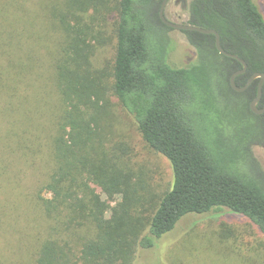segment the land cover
Returning a JSON list of instances; mask_svg holds the SVG:
<instances>
[{
  "label": "trees",
  "instance_id": "trees-1",
  "mask_svg": "<svg viewBox=\"0 0 264 264\" xmlns=\"http://www.w3.org/2000/svg\"><path fill=\"white\" fill-rule=\"evenodd\" d=\"M160 6L0 0V228H24L35 264H133L186 216L221 209L264 235V169L253 151L264 116L250 107L257 84L232 88L242 65L219 52L213 34L183 31L195 60L171 63L175 43ZM188 23L217 30L223 48L247 62L237 86L264 73V16L254 0H191ZM109 24L110 67L94 65ZM112 98L171 165L170 188L156 199L142 194L125 137L108 127ZM93 184L123 196L117 216H102L110 205ZM228 240L226 260L246 248L255 257L246 264H264L243 232L225 231L220 242Z\"/></svg>",
  "mask_w": 264,
  "mask_h": 264
},
{
  "label": "rangeland",
  "instance_id": "rangeland-1",
  "mask_svg": "<svg viewBox=\"0 0 264 264\" xmlns=\"http://www.w3.org/2000/svg\"><path fill=\"white\" fill-rule=\"evenodd\" d=\"M254 2L264 16V0H254ZM177 11L184 16L183 20L188 19V15L184 14L180 7L177 8ZM170 18L174 17L170 16ZM107 35L109 40L107 39L108 42L105 46H99L98 52L93 58L94 65L96 59V65L107 64L110 67L109 60L113 57L112 43H110L113 36L110 24ZM156 36L162 41L167 37L160 32H157ZM169 36L175 43V48L170 56L171 63L181 67L193 62L196 54L186 35L179 30L171 29ZM101 47L103 48L99 50ZM221 103L226 104L223 99H221ZM110 117L112 120H106V122L115 139L125 137L124 141L128 146V155L125 157L134 173V179L139 182L138 186L144 187L142 194L146 192L148 200L156 199L157 195L170 188L172 168L169 161L144 143L131 116L114 98H112ZM253 151L264 169L263 148L255 145ZM31 178L32 180L29 182L33 181L36 186V177ZM93 186L102 199L110 205L102 216L104 218L117 216L119 214L118 206L126 202L123 196L112 197L107 195L100 186L96 184ZM20 226H22L21 223ZM23 231L24 228H0V264H35L32 247H25L28 239L21 241ZM81 231L80 235L83 238L88 236L87 229L85 232ZM225 231L243 232L247 240L254 242V248L260 250L261 254L264 253V235L259 232L257 227L245 217L227 209H221L202 215L186 216L170 234L163 238L162 242L160 241L161 243L157 242L156 247L151 250H139L133 264H246L244 259L255 258L253 257L254 253L245 248L233 260H226L232 255L227 248L230 241L228 240L226 244L220 242ZM66 236L67 233L60 237L67 238ZM212 243H217L218 246L211 250Z\"/></svg>",
  "mask_w": 264,
  "mask_h": 264
},
{
  "label": "water",
  "instance_id": "water-1",
  "mask_svg": "<svg viewBox=\"0 0 264 264\" xmlns=\"http://www.w3.org/2000/svg\"><path fill=\"white\" fill-rule=\"evenodd\" d=\"M165 3H166V0H164V2L162 3L161 9H160V18H161V20L163 21V23L165 25H167L168 27H170L172 29H175V30L198 31V32H201V33H204V34H213V35H215V37H216V46H217V49L219 50V52L221 54H223V55H226V56H229V57H232V58L236 59L237 61H239L242 64V69L234 72L232 74L231 78H230L231 86H232V88L235 91H237V92L245 91L246 89H248V87L251 85L252 82H254L255 80H259V82L257 84V95L253 99V101L251 102L250 107H251V110L255 114L264 113V106L261 107V108H259L257 106L259 101H260V99H261V97H262V95H263L264 73L255 72V73H253L250 76V78L248 79V81L246 82V84L244 86H242V87L237 86L236 85V78L239 75H242V74L247 72V70H248L247 62L244 59H242L241 57H239L238 55L229 53L223 48V46L221 44L220 34H219V32L217 30H215V29H205V28H202V27H199V26L191 25L189 23H187V24L175 23V22H172V21L168 20L165 17V14H164Z\"/></svg>",
  "mask_w": 264,
  "mask_h": 264
},
{
  "label": "flooded vegetation",
  "instance_id": "flooded-vegetation-1",
  "mask_svg": "<svg viewBox=\"0 0 264 264\" xmlns=\"http://www.w3.org/2000/svg\"><path fill=\"white\" fill-rule=\"evenodd\" d=\"M164 2V0H161V6H162V3ZM190 2H191V0H166V3H165V7H164V14H165V17L168 19V20H170V21H172V22H175V23H182V24H187L188 23V20H189V4H190ZM161 6H160V9H161ZM178 7H180V10H182V12L184 13V14H186V15H188V19L185 21V20H183V15L182 14H180L178 11H177V8ZM170 16H172V17H174L173 19H171L170 18ZM172 29V28H171ZM173 30H175V29H173ZM179 31H181V30H179ZM181 32H183V31H181ZM184 33V32H183ZM185 34V33H184ZM228 52V51H227ZM229 53H231V52H229ZM233 54V53H232ZM224 56H226V55H224ZM226 57H229V56H226ZM229 58H231V59H233V60H236V59H234V58H232V57H229ZM239 62V61H238ZM240 63V62H239ZM241 64V63H240ZM242 65V64H241ZM242 69V68H241ZM238 70H240V69H238ZM238 70H235L234 72H236V71H238ZM233 72V73H234ZM244 74H246V73H244ZM243 75V74H242ZM252 75V74H251ZM250 75V76H251ZM239 76H241V75H239ZM250 76H247V80H246V82L248 81V79L250 78ZM237 79V78H236ZM258 82H259V80H255L254 82H252L251 83V85L252 84H254V83H256V84H258ZM246 84V83H245ZM244 84V85H245ZM237 85V84H236ZM243 85V86H244ZM250 85V86H251ZM242 87V86H241ZM249 88V87H248ZM247 90V89H246ZM245 90V91H246ZM242 92H244V91H242ZM257 95V94H256ZM256 97V96H255ZM254 97V98H255ZM253 98V99H254ZM253 101V100H252ZM251 101V102H252ZM251 104V103H250ZM259 108H261V107H263L264 106V96L262 95V97H261V99H260V101H259V103H258V105H257ZM257 115H259V116H264V113H262V114H257ZM256 146H261V148H263V150H264V131H262V133H261V135H260V140L258 141V143H256Z\"/></svg>",
  "mask_w": 264,
  "mask_h": 264
}]
</instances>
